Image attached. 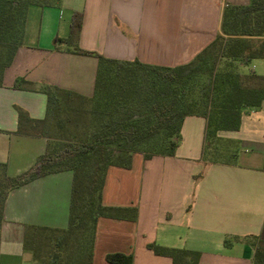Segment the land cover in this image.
<instances>
[{"label": "crops", "instance_id": "obj_1", "mask_svg": "<svg viewBox=\"0 0 264 264\" xmlns=\"http://www.w3.org/2000/svg\"><path fill=\"white\" fill-rule=\"evenodd\" d=\"M249 2L61 0L59 7L31 6L23 43L0 84V163L17 176L45 154L54 126L46 87L93 96L98 59L73 53L76 46L118 61L185 65L221 33L225 7ZM74 13L83 21L78 40L70 42ZM252 62L259 73L251 72L264 76V59ZM240 71L246 73L243 66ZM18 80L25 83L17 86ZM205 128L204 118L186 117L175 156L145 160L136 153L130 169H108L103 206L135 208L137 214L97 220L92 264H109L112 253L131 256L132 264H173L155 255L151 244L198 252V264H254L251 238L264 240V103L244 111L239 130L221 134L241 146L236 162L203 160ZM72 185L73 173L62 171L10 191L0 264L33 262L25 247L33 227L67 229Z\"/></svg>", "mask_w": 264, "mask_h": 264}, {"label": "trees", "instance_id": "obj_2", "mask_svg": "<svg viewBox=\"0 0 264 264\" xmlns=\"http://www.w3.org/2000/svg\"><path fill=\"white\" fill-rule=\"evenodd\" d=\"M61 0H0V84L4 70L11 64L19 46L31 6L59 7ZM83 14L74 13L70 25V42H76ZM65 43V42H62ZM58 49V47H56ZM3 52V54L1 53ZM73 53L98 59L95 91L87 98L55 87H46L54 127L61 120V105L91 102L94 130L82 143L62 146L53 137L37 165L17 176H10L6 164L0 163V229L4 206L10 191L47 174L70 171L73 185L69 225L65 230L33 227L25 247L36 260V249L42 234L61 233L59 243L67 244L84 225L92 220L91 238L77 251L71 264H92L94 232L100 217L124 219L135 208L107 207L102 204V191L110 167L130 169L133 155L145 160L154 156L173 157L181 144L183 120L199 116L206 120L203 160L217 153L220 131H237L246 109H259L264 103V76L242 73L256 59H264V0H250L247 5H228L221 22V33L191 62L177 67H162L138 61H118L96 52L75 47ZM224 66L219 67V61ZM25 83L18 80L17 86ZM144 88V92L140 90ZM64 106V105H63ZM235 143V142H234ZM232 152L237 156V144ZM135 218V217H133ZM254 264H264V240L252 237ZM155 255L172 259L173 264H198L200 254L187 249L151 244ZM58 254L52 256L57 260ZM109 264H132L133 259L121 253L106 255Z\"/></svg>", "mask_w": 264, "mask_h": 264}, {"label": "rangeland", "instance_id": "obj_3", "mask_svg": "<svg viewBox=\"0 0 264 264\" xmlns=\"http://www.w3.org/2000/svg\"><path fill=\"white\" fill-rule=\"evenodd\" d=\"M1 53L3 54V52ZM255 64V62H252L251 64L243 66V71L249 73L254 69L255 73H259V68H255ZM221 66H224L223 60L219 61V67ZM144 91V88L140 90V92ZM60 99L64 101L61 105V114L58 116L61 122L58 126L52 127L53 137L59 139L60 142H62V146L75 143L80 144L88 138L94 130V123L90 115L93 109L92 104L91 102L84 104L78 100L66 103L65 98L62 96H60ZM224 132L230 131L219 132L220 138L216 140L218 151L210 159L219 162L237 161L238 157H236V159L232 157V152L235 150V143L221 136ZM241 151V146H237L238 155ZM84 220V225L78 229L76 236L67 244L61 245L59 243L61 239V233L59 232L48 231L42 234L43 237L36 246V260L34 261L33 257V262L31 264H51L54 254H58V257L52 264L73 263L78 257L77 251L91 238L92 220L89 217H86Z\"/></svg>", "mask_w": 264, "mask_h": 264}]
</instances>
